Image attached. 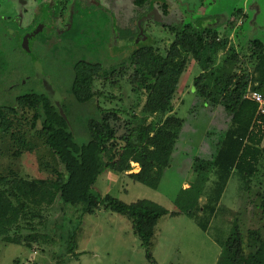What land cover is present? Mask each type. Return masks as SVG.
Masks as SVG:
<instances>
[{
    "label": "rangeland",
    "instance_id": "1",
    "mask_svg": "<svg viewBox=\"0 0 264 264\" xmlns=\"http://www.w3.org/2000/svg\"><path fill=\"white\" fill-rule=\"evenodd\" d=\"M240 10L236 19L234 13ZM232 20L235 26L229 28L228 22ZM184 24L197 29L214 27L219 37L227 40L212 68L214 77L205 75L213 100H205L196 91L194 80L200 76V70L191 58L181 77L173 112L184 123L158 189L115 171L101 174L94 187L95 192L126 203L149 199L179 212L177 199L187 206L183 202L187 194L182 189L191 188L188 184L199 180L198 159H212L231 120L220 101L219 92L225 84L216 85L215 78L236 71L229 59L231 46L242 52L253 39L264 43V0H152L141 5L137 0H0V108L14 104L18 96L30 92H44L56 101H67L72 110L71 130L79 143H86V121L97 115L96 105L119 109L120 122H127L132 114L143 115L147 92L129 83L132 68L120 69L125 73L118 75L119 83L96 79L93 88L102 95L95 103L78 104L69 93L73 65L79 60L101 62L105 67L119 65L140 46H154L165 53L175 40L171 28ZM250 102L245 97L234 116L236 124L249 120L252 125L255 121L256 112L252 118L247 117ZM27 116L30 119L31 113ZM157 119L152 116L149 122ZM18 121L16 129L25 132L33 149L19 156L9 136L0 138V172L9 175L13 171L19 178L29 180L50 179L52 166H62L30 122L24 118ZM124 131L122 128L118 136ZM132 166L134 172L139 168L136 163ZM109 172L120 176L110 182ZM206 174L209 180L204 184L198 215L184 212L163 216L158 221L151 242L156 264H217L235 223L240 226L246 245L250 241L249 231L260 230L264 236L260 207V195H264V157L252 177L235 169L219 188L223 191L219 199L215 191L218 177L212 172ZM208 200L214 206L213 213L203 209ZM188 206L196 212V204ZM63 209L67 223L77 220L75 206L67 204ZM59 213L58 208L46 207L42 217L21 222L22 236L30 234L33 225L37 227V240L31 244L0 239V264H55L66 248L59 228L53 226ZM200 222L206 224V229ZM77 243L76 252L80 254L69 256L70 264H153L146 257L131 220L109 209L100 208L84 217ZM249 250L247 246L246 251Z\"/></svg>",
    "mask_w": 264,
    "mask_h": 264
},
{
    "label": "trees",
    "instance_id": "2",
    "mask_svg": "<svg viewBox=\"0 0 264 264\" xmlns=\"http://www.w3.org/2000/svg\"><path fill=\"white\" fill-rule=\"evenodd\" d=\"M148 1L152 2L137 0L140 5ZM240 13L241 10L234 13L236 19ZM242 16L246 17L245 14ZM234 22L229 21L228 27L234 28ZM171 30L175 40L165 53L154 46H140L128 60L119 65L105 67L101 62L87 60H79L73 65L69 93L78 104L95 103L102 92L94 90V81L102 79L119 83L121 79L117 77L125 73L120 69L132 68L134 71L129 75V83L147 92L143 115L132 114L127 122H120L119 109L96 105L97 115L86 121L89 133L86 143H79L71 130L72 110L67 101H61L60 108L49 94L30 92L18 96L14 104L0 108V138L9 136L13 140L15 154L20 156L33 149L28 145L25 132L21 128L16 129L18 119L24 118L30 122L33 130L42 135L43 142L62 166H52L53 176L46 180L19 178L13 171L9 175L0 172V239L14 244L33 243L37 240V227L33 225L30 234L23 237L21 222L42 217L46 207L58 208L60 213L54 219L53 226L59 228L60 239L65 242L66 248L64 253L57 256L55 264H70L69 256L77 257L80 254L76 252L77 236L84 217L104 208L131 220L147 259L156 264L151 242L158 221L163 216L184 212L191 216L198 215L204 184L209 180L206 173L212 172L218 177L215 191L219 195L216 199H219L223 192L219 188L223 187L235 169L246 177H252L257 172L258 164L264 157V127L257 122L251 125L249 120L238 124L234 121L249 88L264 94V43L253 39L242 52L231 46L229 59L236 71L215 78L216 85L225 84L219 92L220 101L231 120L223 139L217 143L212 159H198L196 170L200 175L199 180L191 183V188L182 189L187 194L183 198L187 206L184 207L182 200L177 199L179 212L170 211L149 199L126 203L115 196L94 191L99 176L107 171L126 174L134 181L158 189L163 171L170 165L179 130L184 123L173 112L179 83L191 58L200 70V76L194 80L198 89L196 91L205 100L213 96L205 75L214 77L212 68L221 46H225L227 40H222L218 30L210 26L197 29L191 24H184ZM250 103L247 117L252 118L257 104ZM28 113H31L30 119ZM152 116L158 119L149 122ZM259 119L264 121L263 116ZM122 128L125 131L118 136ZM133 163L139 164L138 172L132 171ZM260 199L264 220L263 194ZM211 200L203 205V209L213 213ZM67 204L75 206L79 213L77 220H71L70 223H67L66 211L63 209ZM192 204L197 205L196 212H192L188 206ZM200 223L206 229V224ZM249 236L250 241L246 245L240 226L235 223L217 264H264V236L260 230L249 231ZM247 246L249 252L246 251Z\"/></svg>",
    "mask_w": 264,
    "mask_h": 264
},
{
    "label": "built area",
    "instance_id": "3",
    "mask_svg": "<svg viewBox=\"0 0 264 264\" xmlns=\"http://www.w3.org/2000/svg\"><path fill=\"white\" fill-rule=\"evenodd\" d=\"M247 96L251 102L257 104L256 118L253 124L257 122L262 127H264V121L262 119H259L260 116L264 117V94L261 93L260 91L252 90L251 88H249Z\"/></svg>",
    "mask_w": 264,
    "mask_h": 264
},
{
    "label": "crops",
    "instance_id": "4",
    "mask_svg": "<svg viewBox=\"0 0 264 264\" xmlns=\"http://www.w3.org/2000/svg\"><path fill=\"white\" fill-rule=\"evenodd\" d=\"M136 164H138V163H136ZM139 165V164H138ZM140 170V166H139V168H137L136 170H135V172H138ZM132 172V171H131ZM120 176V174H117V173H115V172H109V173H107V180H109L110 182H112V181H116L117 179H118V177ZM126 175V174H125ZM127 176V175H126ZM189 186H191V184L189 183L188 184Z\"/></svg>",
    "mask_w": 264,
    "mask_h": 264
},
{
    "label": "water",
    "instance_id": "5",
    "mask_svg": "<svg viewBox=\"0 0 264 264\" xmlns=\"http://www.w3.org/2000/svg\"><path fill=\"white\" fill-rule=\"evenodd\" d=\"M27 48L29 49L28 45H27ZM53 97V96H52ZM61 98V97H60ZM55 100V99H54ZM56 101V100H55ZM61 101V99H60ZM60 101H56L57 105L61 108V102Z\"/></svg>",
    "mask_w": 264,
    "mask_h": 264
}]
</instances>
